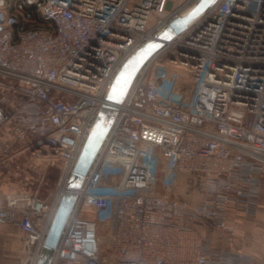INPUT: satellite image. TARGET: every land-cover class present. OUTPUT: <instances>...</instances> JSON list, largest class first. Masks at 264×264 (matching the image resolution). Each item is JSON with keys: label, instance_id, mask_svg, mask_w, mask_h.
I'll return each instance as SVG.
<instances>
[{"label": "built area", "instance_id": "built-area-1", "mask_svg": "<svg viewBox=\"0 0 264 264\" xmlns=\"http://www.w3.org/2000/svg\"><path fill=\"white\" fill-rule=\"evenodd\" d=\"M199 1L0 0L3 129L62 170L52 202L39 189L5 195L0 224L22 230V264H38L65 195L75 201L51 264H254L216 248L204 227L229 232L234 216L261 212L264 0H216L184 33L159 38ZM153 42L124 101H107ZM160 55L174 68L148 73ZM106 126L70 185L91 132Z\"/></svg>", "mask_w": 264, "mask_h": 264}, {"label": "crops", "instance_id": "crops-1", "mask_svg": "<svg viewBox=\"0 0 264 264\" xmlns=\"http://www.w3.org/2000/svg\"><path fill=\"white\" fill-rule=\"evenodd\" d=\"M41 162L32 160L25 145L14 141L3 129L0 116V207L5 205L6 194L34 190L28 184L33 178L32 173L41 169ZM260 195L261 212L255 219L234 216L230 220L232 230L229 232H222L210 224L204 227L205 234L212 238L216 248L248 254L254 264H264V184ZM22 244L23 232L19 226L12 222L0 224V264H22Z\"/></svg>", "mask_w": 264, "mask_h": 264}, {"label": "water", "instance_id": "water-1", "mask_svg": "<svg viewBox=\"0 0 264 264\" xmlns=\"http://www.w3.org/2000/svg\"><path fill=\"white\" fill-rule=\"evenodd\" d=\"M215 1L216 0L199 1L196 5L190 8L184 14L180 15L178 18L173 20L170 25L159 35V38L168 41L172 40L177 35L184 33L208 11V9L215 3ZM197 7H199L198 13L195 16L190 17V14L195 9H197ZM153 44L156 45L158 43L153 42L145 45L137 52V54L132 59L129 60V62L124 66V68L118 73L107 95V101L116 104H120L124 101L138 71L145 64L149 56L154 52L152 50V47H150ZM102 111L111 116L116 115V111L109 108L108 106H105ZM107 131L108 126L104 128H94V130L91 132L76 164L74 170L73 183L70 185H73L74 183H81V180L88 172L103 142L104 135ZM74 201V196H63L58 211L56 213V217L49 229L45 241V246L38 261V264H51L54 250L58 245L62 231L67 223Z\"/></svg>", "mask_w": 264, "mask_h": 264}, {"label": "rangeland", "instance_id": "rangeland-1", "mask_svg": "<svg viewBox=\"0 0 264 264\" xmlns=\"http://www.w3.org/2000/svg\"><path fill=\"white\" fill-rule=\"evenodd\" d=\"M160 45H161L160 43H158L156 45L153 44L152 46H154V47H152V50L156 51L157 49H159ZM164 57L165 56L160 55L158 57V59L156 60V62H154L153 64L150 65V67L148 69V73H151L154 65H156V64L157 65L163 64L164 66H167V68H174L175 65L172 63H169L167 60L165 61ZM2 93H4V91H1V89H0V97H1ZM0 107H7V106L6 105L2 106V103H0ZM40 168L41 169L39 170V172L34 171L35 173L34 172L32 173L33 178L29 180L28 185H31L34 190L39 189V195L42 199L46 200L47 202H52L54 197L56 196L58 188H59V182H60V179L62 176L61 167L58 165L51 166V165H49L43 161V162H41ZM42 176L44 177L43 180H41ZM82 218L93 219V216L88 215L87 213L85 215V211H83L81 213V217L79 219L81 220ZM98 228L99 229L97 231L99 233L103 234L104 230L102 229L101 225H99Z\"/></svg>", "mask_w": 264, "mask_h": 264}, {"label": "snow or ice", "instance_id": "snow-or-ice-1", "mask_svg": "<svg viewBox=\"0 0 264 264\" xmlns=\"http://www.w3.org/2000/svg\"><path fill=\"white\" fill-rule=\"evenodd\" d=\"M199 11V7H197V9H195L191 14H190V17L191 16H195ZM150 47H154V46H150ZM109 98H112V97H109Z\"/></svg>", "mask_w": 264, "mask_h": 264}, {"label": "bare ground", "instance_id": "bare-ground-1", "mask_svg": "<svg viewBox=\"0 0 264 264\" xmlns=\"http://www.w3.org/2000/svg\"><path fill=\"white\" fill-rule=\"evenodd\" d=\"M146 63H147V62H146ZM146 63H145V65H146ZM145 65H144V66H145ZM144 66H143V67H144ZM142 69H143V68H141V70H142ZM141 70H140V71H141ZM138 74H139V73H138ZM56 211H57V207H56V210H55L54 214L56 213ZM91 231H92V230H89V232H91Z\"/></svg>", "mask_w": 264, "mask_h": 264}]
</instances>
